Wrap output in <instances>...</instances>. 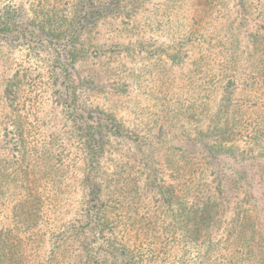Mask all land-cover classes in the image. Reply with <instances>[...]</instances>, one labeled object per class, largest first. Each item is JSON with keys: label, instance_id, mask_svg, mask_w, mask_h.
Listing matches in <instances>:
<instances>
[{"label": "rangeland", "instance_id": "obj_1", "mask_svg": "<svg viewBox=\"0 0 264 264\" xmlns=\"http://www.w3.org/2000/svg\"><path fill=\"white\" fill-rule=\"evenodd\" d=\"M90 6L96 14L84 26L75 22L83 21L79 0H0V158L16 159L17 140L30 150L57 137L72 150L58 210L84 224L86 208L101 204L111 241L130 222L155 242L162 229L156 219L169 203L162 192L188 188L172 158L183 142L193 143L198 161L190 172L195 194H238L232 202L239 207L241 194H264V137L257 132L264 56L252 46L264 34V0H90ZM90 126L99 140L91 139ZM36 176L29 169L6 194L53 200L54 172L42 181ZM48 207L45 215L56 218ZM223 209L213 238L227 233V204ZM137 210L152 219L128 220ZM35 222L32 216L24 224ZM36 244L30 264H37ZM209 245L207 255L218 260ZM172 250L158 262L198 264L201 257L196 248L185 257Z\"/></svg>", "mask_w": 264, "mask_h": 264}, {"label": "trees", "instance_id": "obj_2", "mask_svg": "<svg viewBox=\"0 0 264 264\" xmlns=\"http://www.w3.org/2000/svg\"><path fill=\"white\" fill-rule=\"evenodd\" d=\"M79 3L84 6V11L80 14L83 21L81 23L79 19L74 20L85 26L95 9L91 8L90 0H79ZM53 17L62 16L55 13ZM252 46L259 52V56H264V34L259 41L254 38ZM262 77L264 84V73ZM258 101L264 113V98L259 97ZM260 121L263 130L257 132L264 137L263 116ZM89 130L92 140L100 139L96 138L97 131L93 126ZM54 140L55 142L41 140L38 145H32L34 149L30 150L23 140H17L15 148L13 147L17 151L16 159L11 163L6 158H0V264H28V251L33 248L34 243H37V264H106L107 260H110L107 264H164L158 260L161 256L164 257L163 260L173 257L172 248L175 246L177 255L184 257L191 249L196 248L201 256L198 264H264V194H241L244 207H239V201L232 202V198L238 194H195L192 189L193 174L190 172L192 169L194 171L193 167L198 161L192 142H186L188 145L183 142L184 147L173 148L174 164L182 165L183 187L188 188L182 189L181 194L162 192L169 203L166 204L163 214L156 219L160 221L158 227L162 229L156 230L159 235L152 242L148 240L146 232L139 233L132 224L130 226V222L119 226L118 237L111 241L110 233L114 231L104 219L103 212H100L103 210L101 204L86 208V216L89 217L84 224L79 219L72 221L69 216L65 218L61 214L58 209L66 197L63 194L65 179L62 178V173L69 167L67 162L72 150L61 144L57 137ZM93 157L95 159L94 154L91 159ZM260 157L257 155L253 159L258 160ZM29 169L37 175L38 181L46 180L49 171L54 172L53 200L46 203L40 194H6L8 189L12 191L20 186L23 181L21 178L26 176ZM33 200L38 201L32 204ZM226 204L227 233L218 239L213 238V234L221 228L218 222L225 213L223 208ZM48 206H54L56 218L45 215ZM32 216L36 221L34 226L24 224ZM134 216V221L143 223L152 219L148 211L141 213L137 210L128 215V220ZM163 231L166 234L164 239L160 236ZM87 238L91 240L87 241ZM76 244L81 248L71 251ZM208 245L215 246L211 247L215 254L219 253L216 256L218 260L213 259L211 254L207 255L209 252L205 248ZM75 251L76 254H73ZM221 251L226 253L222 257L223 261L219 260Z\"/></svg>", "mask_w": 264, "mask_h": 264}]
</instances>
